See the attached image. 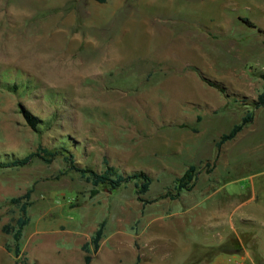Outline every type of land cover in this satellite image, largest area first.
Listing matches in <instances>:
<instances>
[{
	"label": "rangeland",
	"instance_id": "1",
	"mask_svg": "<svg viewBox=\"0 0 264 264\" xmlns=\"http://www.w3.org/2000/svg\"><path fill=\"white\" fill-rule=\"evenodd\" d=\"M84 1L0 0V162L66 148L78 167L152 182L141 196L133 181L94 186L63 155L0 167V264L13 262L11 199L28 189L21 264H84L101 221L92 264H200L215 254L198 244L211 190L232 203L264 186V105H251L264 87V0ZM191 164L192 186L176 194ZM251 237L232 231L230 254L259 257Z\"/></svg>",
	"mask_w": 264,
	"mask_h": 264
},
{
	"label": "trees",
	"instance_id": "2",
	"mask_svg": "<svg viewBox=\"0 0 264 264\" xmlns=\"http://www.w3.org/2000/svg\"><path fill=\"white\" fill-rule=\"evenodd\" d=\"M99 2H104V0H97ZM243 21L251 27H255V24L248 20L243 19ZM261 77L263 78L264 83V72L261 74ZM207 82L216 88H218L221 91H224L223 87L210 79H207ZM251 105L253 108H258L260 106L264 105V87L263 89L256 95V98L251 101ZM21 112L23 116L25 117L27 123L31 128L34 130L38 129V123L39 119L36 116H33L31 113H29L27 110L21 107ZM252 120V112H247L240 120L239 123L232 126V128L227 132L221 134L218 141L216 142L217 146L220 147L225 141L230 140L236 136V134L242 129V127L250 122ZM56 155H63L65 161L69 164V169H73L77 172H79L82 176L85 177L87 181H90L92 185H107L111 189H117L121 185L133 181L135 187H136V193L138 195H143L146 192H148L150 188V184L152 182V178L145 173L144 171H133L131 173L123 174L120 173L116 168L113 166H106L103 171L97 172L95 170H92L87 167H78L74 160L72 159L71 153L66 148H59V149H47L45 147H38L36 151L30 152L26 154L23 157L13 159L11 161H4L0 162V167H17V166H24L28 164L31 159L34 157H39L46 163L51 162L52 157ZM107 165V164H106ZM196 167L195 165L191 164L188 166V168L183 172V174L177 178L175 189L177 191L176 194L182 189L185 188L189 190L192 186V180L195 177V171ZM31 194V189H28L24 195L12 198L11 201L13 203L19 204V212L20 215L17 217L15 221V226L10 227L9 232H12L13 240H14V246H13V253L15 256H18L20 254V244L19 240L22 235L23 227L28 223V216L27 213V207L30 204L29 198ZM140 200H143V198H139ZM23 200V201H22ZM103 227H104V221H101L95 230L94 234L91 236L89 242H87L83 246V250L85 251L84 255V264H91L92 256L90 254L89 246L92 245V252H96L99 248V242L103 235ZM5 229H7V226H5ZM225 248L224 246H214L212 247V252H218L219 250Z\"/></svg>",
	"mask_w": 264,
	"mask_h": 264
},
{
	"label": "crops",
	"instance_id": "3",
	"mask_svg": "<svg viewBox=\"0 0 264 264\" xmlns=\"http://www.w3.org/2000/svg\"><path fill=\"white\" fill-rule=\"evenodd\" d=\"M91 1L92 0H86L84 2ZM218 191L219 189L214 188L205 198L207 201V226L204 231L200 232L203 239L198 244L208 247L224 246L228 243V236L232 231L236 234H252L251 238L255 239L253 242L259 249L260 255L259 257L256 256V258L253 257L251 252L247 249L248 247H243V251L241 252L230 254L228 251L229 245L227 244L225 248L223 247V249L218 252L216 251L210 259L202 261L200 264H260L258 260L260 258L264 262V216L259 214L261 208L258 204L263 198L264 186L261 187L252 183L248 193L242 194L241 199H238L236 202L233 201L232 203L230 201V196H228V198H221L222 200L214 198L213 194ZM12 248L13 247L10 245H6L3 249H5L9 255L13 256V262H11V264H21L18 261L20 255L24 253L23 248H21L18 256L14 255Z\"/></svg>",
	"mask_w": 264,
	"mask_h": 264
}]
</instances>
